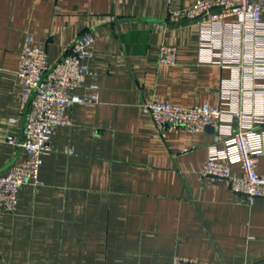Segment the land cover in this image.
Here are the masks:
<instances>
[{
    "label": "crops",
    "instance_id": "obj_1",
    "mask_svg": "<svg viewBox=\"0 0 264 264\" xmlns=\"http://www.w3.org/2000/svg\"><path fill=\"white\" fill-rule=\"evenodd\" d=\"M194 1L0 0V172L25 155L7 138H22L30 102L18 74L27 36L52 65L89 32V72L74 91L96 96L69 108L40 183L24 184L13 210L0 213V264H264V197L248 201L226 179L202 174L237 119L225 117L217 140L207 128L160 132L142 107L158 99L264 109V87L256 102L236 90L235 34L220 38L217 24L173 16ZM261 22L264 63V10ZM225 23L232 30L233 18ZM164 44L176 48L173 64L159 62ZM256 169L264 175V154Z\"/></svg>",
    "mask_w": 264,
    "mask_h": 264
},
{
    "label": "built area",
    "instance_id": "obj_2",
    "mask_svg": "<svg viewBox=\"0 0 264 264\" xmlns=\"http://www.w3.org/2000/svg\"><path fill=\"white\" fill-rule=\"evenodd\" d=\"M263 10V4L255 0H195L190 7L173 14L176 18L195 21L203 28L217 24L220 38H226L225 32L226 35L227 32L235 34L236 52L231 57L240 75L236 90L251 102L259 99L261 87H264L254 82L257 78H264V63L259 60L263 42ZM229 18L234 20L232 30L230 26L226 27L225 21ZM93 41L89 32L81 33L64 55L51 65L46 50L36 45L31 36L26 37L18 74L23 80V97H30V102L22 138H7L8 142L21 146L25 155L0 172V213L13 210L18 192L24 184L40 183L39 169L43 155L52 150V131L55 126L68 122L69 108L74 103L96 100L95 95L81 96L74 91L89 72L87 61L92 55L90 46ZM175 56V46L164 44L160 47V63L173 64ZM245 80H251L250 85ZM142 107L150 114L160 132L180 128L199 132L211 125L217 140L221 138L225 117H235L238 124L227 134L226 147L209 154L202 166V174L226 179L231 190L245 195L248 201L264 197V175L256 169L259 157L264 154V131L259 128L264 119V109L235 108L228 112L209 103L186 107L158 99L146 100ZM226 161L238 163L240 173H233ZM172 264L201 262L194 257H175Z\"/></svg>",
    "mask_w": 264,
    "mask_h": 264
},
{
    "label": "water",
    "instance_id": "obj_3",
    "mask_svg": "<svg viewBox=\"0 0 264 264\" xmlns=\"http://www.w3.org/2000/svg\"><path fill=\"white\" fill-rule=\"evenodd\" d=\"M205 128L210 129L212 132L214 131V128L211 125H207Z\"/></svg>",
    "mask_w": 264,
    "mask_h": 264
}]
</instances>
